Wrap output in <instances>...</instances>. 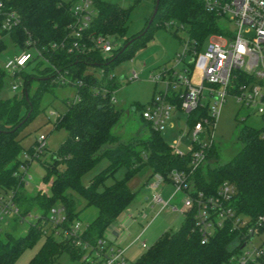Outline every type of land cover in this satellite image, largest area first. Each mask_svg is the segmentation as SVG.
<instances>
[{"label": "trees", "instance_id": "trees-1", "mask_svg": "<svg viewBox=\"0 0 264 264\" xmlns=\"http://www.w3.org/2000/svg\"><path fill=\"white\" fill-rule=\"evenodd\" d=\"M71 4L63 0H8L5 5L16 15L18 22L9 32L0 30V37L6 33L20 52L45 50L43 59L33 55L31 61L17 72L16 76L22 82L20 97L0 101V190L12 194L23 215L38 208L44 216L50 207L59 205L63 207L67 221L71 222L78 221L82 212L92 208L94 212L85 217L89 220L80 238L94 245L130 206L134 192L126 182L140 169L147 168L150 177L160 175L164 178L172 170L186 172L188 169L187 157L174 155L162 141L160 132L152 130L148 124L149 134L139 142L137 150L118 142L112 135L110 129L120 118L121 110L110 102L115 83L104 67L128 60L136 51L144 49L156 29H168L173 36L183 30L186 38L198 48L209 35L219 34L220 29L217 17L204 9L203 0H157L151 20L149 16L139 33L125 38L130 8L94 0L95 15L87 32L108 36L117 45L107 56L100 54L88 41L83 51H70L67 28L73 22ZM154 4L155 0L153 7ZM27 42L30 46L25 45ZM60 43L65 45L64 49L50 51L46 48ZM3 49L0 39V52ZM88 68L99 69L100 77ZM57 74L66 77L69 84L59 85L55 80ZM4 76L0 70V87ZM56 86L73 87L76 100L63 101L64 111L53 120V129L63 130L65 138L44 166L42 180L51 177L48 192L25 194L18 188L21 182L17 172L20 163L16 160L20 149L18 132L38 112L42 95L52 94ZM173 102L177 107L178 101L174 99ZM205 116L206 109L197 108L186 117V123L191 125ZM261 120L264 121V116ZM236 139L241 148L220 165H216L217 155L211 147L207 153L208 162L192 174L191 183L205 194H214L223 182L231 184L234 187L231 206L236 215L247 219L246 225L237 228L224 225L200 244L192 214L187 212L177 230L162 232L130 264H229L231 257L249 238V228H256L257 233L264 230V220L257 223L259 217H264V126L260 129L241 126ZM102 158L107 160V165L82 185L81 176ZM119 167L125 168L123 179L105 186V180ZM40 237H43L42 242L28 264H52L61 253L80 261L82 250L55 237L46 224L38 220L29 225L22 236L0 233V264H13Z\"/></svg>", "mask_w": 264, "mask_h": 264}, {"label": "built area", "instance_id": "built-area-1", "mask_svg": "<svg viewBox=\"0 0 264 264\" xmlns=\"http://www.w3.org/2000/svg\"><path fill=\"white\" fill-rule=\"evenodd\" d=\"M7 1L0 0V30L4 32L11 31L18 22L16 15L5 8ZM93 2L94 0L72 2L70 12L73 22L67 28L70 36L68 49L83 51L86 49L85 42L88 41L100 54L107 56L117 44L108 36L91 35L87 32L95 15ZM203 6L207 12L214 14L217 20H226L230 26V34L209 35L199 48L186 38L181 44V51L174 54L173 67H161L155 75L149 76L153 84L159 82L162 88L151 97L150 102L139 114L140 119L152 130L161 132L173 113L180 112L187 117L197 108L206 109L207 116L200 117L191 125L186 123L185 151L179 149L180 141H173L171 146H168L174 155L187 157V171L172 170L167 173L166 178L153 175L146 184L150 204L158 206V211L149 217L147 224L165 207H169L172 212L181 213L182 217L190 212L194 229L200 237V244H204L216 229L224 225L237 228L245 226L247 222L246 218L236 215L231 206L234 194L231 184L223 182L214 194H205L197 191L191 183L192 174L208 162L207 153L214 144L212 133L221 106L225 98L230 96L240 108L251 109L252 118L261 120L264 116V0H203ZM25 45L30 46V43ZM46 48L55 51L64 49L65 45L51 44ZM32 51H21L8 59L1 68L5 75L18 78V82L10 87L12 92L22 87L21 79L16 76L17 72L31 61L33 55H36L37 59H43V51ZM135 79L137 75L132 72L128 80ZM55 80L59 85L69 84L68 79L61 74H57ZM174 99L178 101L177 107ZM75 100L74 95L71 101ZM110 102L113 104L111 96ZM44 149L45 137L40 134L33 144L29 159L36 160ZM24 158V162L29 161L27 155ZM21 169L25 173L24 167L21 166ZM165 184H170L173 188L167 201L161 200L159 196ZM28 214L20 213L10 192L0 193V229L8 221H25L29 217ZM119 218L121 219L117 222L116 232H125L126 224L122 219L129 222L134 215L122 213ZM139 218L145 220L146 215L142 213ZM33 220L45 223L55 237L82 250L81 262L127 264L123 250L112 247L104 237L94 245L82 240L80 237L85 225L81 228L77 220L68 222L62 206H52L44 216L35 217ZM263 220L264 217H259L257 223L260 224ZM247 232L251 234V238L231 257L229 264H264V240L258 247L247 249V243L258 234L256 228H249Z\"/></svg>", "mask_w": 264, "mask_h": 264}, {"label": "rangeland", "instance_id": "rangeland-1", "mask_svg": "<svg viewBox=\"0 0 264 264\" xmlns=\"http://www.w3.org/2000/svg\"><path fill=\"white\" fill-rule=\"evenodd\" d=\"M70 2L72 0H63ZM109 3H115L122 8H130L128 18L125 24L124 37H130L139 33L144 28L145 21L149 18L153 10V0H105ZM217 26L220 29L219 34H230V26L226 20H217ZM1 42L4 49L0 52V70L4 63L13 56L20 53L15 48L5 33L1 37ZM186 39V34L183 30H179L176 36H173L168 29H156L152 32L150 39L144 49L136 51V53L128 60L119 62L112 67H104L108 76L113 77L115 89L111 94L113 105L116 109L121 110L120 118L117 123L110 129L112 135L116 136L117 141L122 144H128L134 149H139V142L146 138L149 134L148 126L140 119V107H146L152 96L156 95L161 90L162 86L159 82L153 84L149 80L150 75H155L161 67L167 69L173 67L174 54L181 51V44ZM180 40V41H179ZM216 41V40H214ZM118 43V42H117ZM30 52H33L31 49ZM89 69V68H88ZM89 72H94L95 76L100 77L99 69H89ZM198 69L196 68L195 73ZM137 75V79L128 80L131 73ZM18 82V78H12L11 75H5L2 79L0 87V101L16 96L20 97V89L15 92L10 90L12 84ZM194 82V81H193ZM74 97V88L71 86H56L53 88L52 94L45 93L42 95L38 112L26 123L18 132V140L20 149L16 154V160L20 163L17 172L21 175V182L18 188L22 189L25 194H33L35 192H48L51 177L46 181L42 180L45 170L44 166L50 162L51 157L59 145L65 138L63 130H54L52 127L53 120L57 114L64 111L63 101H71ZM133 108H137L134 110ZM251 109L240 108L234 102L232 97L227 96L213 129V147L215 149L217 160L216 165L226 163L240 148L241 144L237 141L236 135L241 126H248L254 129H260L264 126L263 120H254L250 113ZM186 128V115L180 112L173 113L166 127L159 133L162 141L171 146L173 141L179 142V149L185 151L187 148V140L184 136ZM45 137V149L39 155L38 160L29 159L33 144L38 135ZM112 145L111 147H113ZM27 155L29 161L24 162V156ZM25 164H24V163ZM212 164V161H210ZM107 165L105 158L100 159L91 169L85 172L80 183L86 185L88 181L101 169ZM21 166L24 167L25 173ZM125 168L119 167L111 177H108L104 185L107 186L114 181H120L124 177ZM25 175V176H24ZM27 177V179H26ZM150 173L147 168L140 169L126 183L128 188L134 192L133 200L128 209L123 211V214H133L134 218L126 223L125 231L132 237L138 235L141 231V226L146 227L150 216L158 211L157 205H151L147 198L149 191L146 188ZM173 192L170 184H165L159 192L161 200L167 201ZM0 193L1 190H0ZM151 206V207H150ZM94 212L92 208L81 213L78 221L81 228L88 222L85 218L88 214ZM138 213V214H137ZM147 216L146 220H140L141 214ZM42 215V211L38 208L32 209L25 221L21 223L8 221L0 232H8L13 236H22L25 234L29 225H33L35 217ZM183 217L181 213L172 212L169 207H165L153 219L140 235L139 240L125 254L127 264H130L149 247L155 239L164 231H175L181 223ZM118 223L113 222L104 232L103 237L107 235L110 227L116 228ZM105 238V237H104ZM43 237L33 245L30 249H26L17 258L13 264H28L31 257L38 250ZM106 239V238H105ZM264 240V232L255 234L246 248L258 247ZM115 247L114 242L110 243ZM232 259V258H231ZM230 259V260H231ZM52 264H81V261L71 260L66 253H61ZM227 264V263H222Z\"/></svg>", "mask_w": 264, "mask_h": 264}, {"label": "crops", "instance_id": "crops-1", "mask_svg": "<svg viewBox=\"0 0 264 264\" xmlns=\"http://www.w3.org/2000/svg\"><path fill=\"white\" fill-rule=\"evenodd\" d=\"M75 0H72V1H70V2H74ZM163 189V188H162ZM149 195V194H148ZM148 201V196H147V198L146 199H144V202H147ZM151 207V206H150ZM138 214V213H137ZM159 214V213H158ZM157 214V215H158ZM156 215V216H157ZM155 216V217H156ZM151 217V216H150ZM146 218H147V216H146ZM119 219H121V218H118L117 220H116V222H118V220ZM146 220V219H145ZM144 220V221H145ZM153 221V220H152ZM151 221V222H152ZM122 222L123 223H127L126 222V220H124V219H122ZM150 222V223H151ZM150 223H146L147 224V226L150 224ZM146 226V227H147ZM117 227V226H116ZM146 227L144 228V227H142L141 226V231H139V233H138V235H136V236H134V237H132L131 239H129L130 238V236H129V234H127L126 233V231L125 232H123V231H121V232H116V228L114 229V228H111L110 227V229H109V232L107 233V235L106 236H104L105 238H106V240L109 242V243H111V242H114V244H115V247L116 248H119V249H121V250H123V256H124V258H125V254L127 253V251L133 246V245H135L136 244V242L139 240V238H140V235L143 233V231L146 229ZM167 231H169V230H167ZM165 232V231H164ZM125 260H126V258H125Z\"/></svg>", "mask_w": 264, "mask_h": 264}, {"label": "water", "instance_id": "water-1", "mask_svg": "<svg viewBox=\"0 0 264 264\" xmlns=\"http://www.w3.org/2000/svg\"><path fill=\"white\" fill-rule=\"evenodd\" d=\"M156 5H157V0H155V4H154V7H153V10H152V13L150 15V18H149V21L151 20V18L153 17V15L155 14L156 12ZM254 120L258 121L259 119L257 117L253 118ZM251 238V234L249 235V238Z\"/></svg>", "mask_w": 264, "mask_h": 264}]
</instances>
